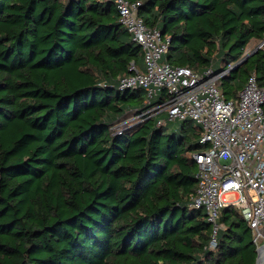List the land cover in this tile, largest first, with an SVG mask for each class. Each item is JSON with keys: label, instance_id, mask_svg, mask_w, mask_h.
I'll return each mask as SVG.
<instances>
[{"label": "trees", "instance_id": "obj_1", "mask_svg": "<svg viewBox=\"0 0 264 264\" xmlns=\"http://www.w3.org/2000/svg\"><path fill=\"white\" fill-rule=\"evenodd\" d=\"M127 1L169 40L163 62L228 71L229 99L252 75L264 88V45L236 67L264 41V0ZM132 64L143 52L114 2L0 0V264H256L263 244L236 208L212 249L190 207L193 121L118 128L150 106L144 89H119Z\"/></svg>", "mask_w": 264, "mask_h": 264}, {"label": "built area", "instance_id": "obj_2", "mask_svg": "<svg viewBox=\"0 0 264 264\" xmlns=\"http://www.w3.org/2000/svg\"><path fill=\"white\" fill-rule=\"evenodd\" d=\"M114 2L122 24L143 52V69L132 64L119 82L120 90L144 89L150 105L118 126L124 129L152 118L158 126L169 121L195 122L204 150L193 154L197 165V191L190 207L205 210L212 226L210 247L217 246L221 212L236 208L253 232V241L264 244V88L252 75L237 99L220 88L228 71L211 67L204 73L163 62L169 48L157 27L138 15L140 3ZM157 99L152 104V99ZM167 119H162V114Z\"/></svg>", "mask_w": 264, "mask_h": 264}, {"label": "rangeland", "instance_id": "obj_3", "mask_svg": "<svg viewBox=\"0 0 264 264\" xmlns=\"http://www.w3.org/2000/svg\"><path fill=\"white\" fill-rule=\"evenodd\" d=\"M262 43L263 42H260V41H252L248 46H247V48H246V52H245V55H247V54H249V53H252V52H254L255 50H257L259 47L261 48L263 45H262ZM157 103V99H152V104L154 105V104H156ZM160 118H162V119H167V114H162L161 116H160ZM189 121H191V120H189ZM123 123V122H122ZM121 123V124H122ZM195 123V122H194ZM190 124L189 123V125H187V129L188 130H191L193 127H196V126H198L196 123L195 124ZM168 129H167V131L168 132H171L172 130H174V131H180L181 130V127H182V124H183V122L182 121H177V122H173V121H169L168 122ZM199 127V126H198ZM182 132V131H181ZM201 150H204V149H201ZM264 245V244H263Z\"/></svg>", "mask_w": 264, "mask_h": 264}, {"label": "water", "instance_id": "obj_4", "mask_svg": "<svg viewBox=\"0 0 264 264\" xmlns=\"http://www.w3.org/2000/svg\"><path fill=\"white\" fill-rule=\"evenodd\" d=\"M264 44V41H263V43H262V45ZM260 48V47H259ZM259 48L257 49V50H255L254 52H252V53H249V54H247V55H245L237 64H236V67L237 66H239L240 64H242L243 62H245L246 60H248V58H250L251 56H253L258 50H259ZM232 69L230 68L229 69V71H231ZM262 248H264V245H262L261 247H259L258 248V250H257V252H258V256H257V260H256V264H259V259H260V255H259V253H260V249H262Z\"/></svg>", "mask_w": 264, "mask_h": 264}, {"label": "bare ground", "instance_id": "obj_5", "mask_svg": "<svg viewBox=\"0 0 264 264\" xmlns=\"http://www.w3.org/2000/svg\"><path fill=\"white\" fill-rule=\"evenodd\" d=\"M260 259H259V264H264V248L260 249Z\"/></svg>", "mask_w": 264, "mask_h": 264}, {"label": "crops", "instance_id": "obj_6", "mask_svg": "<svg viewBox=\"0 0 264 264\" xmlns=\"http://www.w3.org/2000/svg\"><path fill=\"white\" fill-rule=\"evenodd\" d=\"M143 67H144V65H143Z\"/></svg>", "mask_w": 264, "mask_h": 264}]
</instances>
